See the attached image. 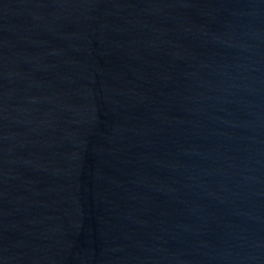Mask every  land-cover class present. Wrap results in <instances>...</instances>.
<instances>
[{"label":"water","instance_id":"1","mask_svg":"<svg viewBox=\"0 0 264 264\" xmlns=\"http://www.w3.org/2000/svg\"><path fill=\"white\" fill-rule=\"evenodd\" d=\"M0 264H264V0H0Z\"/></svg>","mask_w":264,"mask_h":264}]
</instances>
